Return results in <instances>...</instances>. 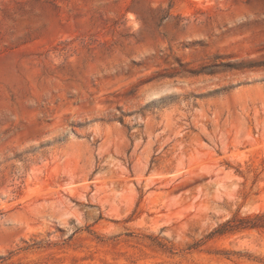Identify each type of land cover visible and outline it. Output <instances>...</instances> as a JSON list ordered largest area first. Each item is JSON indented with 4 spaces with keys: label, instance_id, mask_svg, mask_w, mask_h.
Segmentation results:
<instances>
[{
    "label": "rangeland",
    "instance_id": "374dc122",
    "mask_svg": "<svg viewBox=\"0 0 264 264\" xmlns=\"http://www.w3.org/2000/svg\"><path fill=\"white\" fill-rule=\"evenodd\" d=\"M264 0H0V264H264Z\"/></svg>",
    "mask_w": 264,
    "mask_h": 264
},
{
    "label": "trees",
    "instance_id": "16d2710c",
    "mask_svg": "<svg viewBox=\"0 0 264 264\" xmlns=\"http://www.w3.org/2000/svg\"><path fill=\"white\" fill-rule=\"evenodd\" d=\"M255 228L264 227V212L253 216H248L244 218H237L235 220H229L228 223L216 230V233L223 234L226 231L234 230L236 228Z\"/></svg>",
    "mask_w": 264,
    "mask_h": 264
},
{
    "label": "water",
    "instance_id": "95a60500",
    "mask_svg": "<svg viewBox=\"0 0 264 264\" xmlns=\"http://www.w3.org/2000/svg\"><path fill=\"white\" fill-rule=\"evenodd\" d=\"M264 64V56H259L254 59H249L246 61H243L240 65L242 66H255V65H260Z\"/></svg>",
    "mask_w": 264,
    "mask_h": 264
}]
</instances>
